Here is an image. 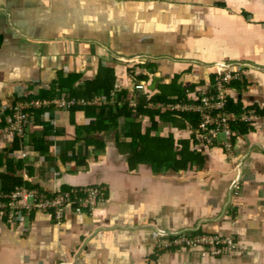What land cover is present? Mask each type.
I'll return each mask as SVG.
<instances>
[{"label":"crops","instance_id":"0c3cea01","mask_svg":"<svg viewBox=\"0 0 264 264\" xmlns=\"http://www.w3.org/2000/svg\"><path fill=\"white\" fill-rule=\"evenodd\" d=\"M100 66L116 72L110 106L117 91L141 84L137 98H149L174 79L187 88L186 102L195 101L211 75L240 73L228 100L254 119L231 123L229 155L206 146L189 124L156 116L154 126L141 116V135L189 140L205 159L201 168L177 171L132 161L131 125L120 117L116 127L90 135L102 148L75 145L86 155L82 166L62 161L72 154L70 111L48 108L7 156L15 174L47 192L101 185L104 198L95 214L67 209L60 222L44 212L20 227L0 222V264H264V0H0L2 125L14 103L49 90L60 74L78 75L79 89ZM73 119L83 126L91 117L77 110ZM239 122L252 129L239 133ZM46 124L53 129L43 137L49 159L31 143ZM12 140L0 137V156ZM179 232L231 235L238 252L201 258L194 249L156 248L161 237Z\"/></svg>","mask_w":264,"mask_h":264},{"label":"built area","instance_id":"2783aa9c","mask_svg":"<svg viewBox=\"0 0 264 264\" xmlns=\"http://www.w3.org/2000/svg\"><path fill=\"white\" fill-rule=\"evenodd\" d=\"M240 73L223 70L213 83L202 89L195 101L184 103L151 102L146 107L161 112H192L198 115L197 132L208 147L221 146L225 152L232 155L235 133L231 123L234 121H249L254 119L242 114L239 118L226 111L229 97V87L233 81L240 80ZM136 84L133 91L143 89ZM114 94H112L113 96ZM106 99L85 101L61 93L56 99H20L12 109V114L6 117L5 124L0 122V137L23 139L34 123L32 109L55 107L68 110L73 105L101 104ZM136 106L135 100L130 104ZM221 137L222 140H221ZM26 155L25 153L23 154ZM105 189L101 185L74 187L69 190L47 192L41 189L15 187L10 192H4L0 186V222L13 226H22L29 215L36 212L51 214L60 222L67 209L77 214H95L99 203L103 200ZM158 250L183 249L196 250L201 258L232 256L238 252L235 238L231 235L207 234L197 232H179L169 237H161L156 243Z\"/></svg>","mask_w":264,"mask_h":264},{"label":"trees","instance_id":"16d2710c","mask_svg":"<svg viewBox=\"0 0 264 264\" xmlns=\"http://www.w3.org/2000/svg\"><path fill=\"white\" fill-rule=\"evenodd\" d=\"M138 67L145 66L144 62L137 63ZM154 65H147L146 68L151 71L154 69ZM78 75H69L65 77L60 74L55 86L49 90H41L37 95L27 96L25 99H55L61 95V93H67L71 97L76 99H82L85 101H93L96 98L102 100L103 98H110V94L114 91L116 72L112 68L100 66L95 78L85 81L84 85L79 89L75 86V82L78 80ZM138 79H145L144 77L137 76ZM211 83H213L215 77L210 76ZM187 88L184 85L178 83L177 79H174L168 84H161L158 86V91L153 96L147 98L146 96H140L137 98L136 92L128 89H122L117 91L116 103L110 105L84 104L73 105L68 110L71 115V123L75 127V135L72 141H68L67 145L72 154L70 157H62L63 163L69 161H75L77 165H85V156L82 157V151L79 150L75 153V145L81 140H84L85 148L89 146H95L96 148H102L101 143L90 137L91 134L97 131L109 130L112 127H116L118 119L124 117L131 125L129 136L132 139V155L134 162L149 160L156 168H170L173 170H190L193 167L201 168L204 163V157L197 151L191 149L189 140L175 141L173 136L167 138L150 137L149 131L141 135L139 129L140 125L137 122L141 116L147 115L155 126V117H160L166 121L173 123H182L183 127L188 124L192 129H197L199 117L192 112H161L160 110H153L146 107V104L151 102H169V103H184L187 101ZM136 98V106L132 107L130 102ZM120 102V104H119ZM15 104V103H14ZM107 104V103H106ZM49 107H41L39 109H32L34 117V123L39 122V117ZM77 110H83L85 114L91 117L90 122L87 125H76L73 119V113ZM226 111L234 115L240 116L244 113L243 108L234 103L231 99L228 100ZM166 113V114H163ZM246 129H244V128ZM155 128V127H154ZM235 130L239 133L250 131L252 127L248 128L246 122H239L234 126ZM136 131V133H135ZM53 129L49 124L45 125L44 131L41 135H36L31 141L34 150L46 158L49 156V146L43 140V137L47 134H51ZM23 139L14 137L12 147L8 151V154L0 156V168L6 167V172L1 173V189L4 192H10L15 187L27 186L35 188L26 183L21 177L17 176L15 169H13V162L7 157L9 154L14 153L20 149V141ZM101 146V147H100ZM6 160L4 161V157ZM143 158V159H142ZM41 189V188H39ZM69 190L67 188L61 191Z\"/></svg>","mask_w":264,"mask_h":264},{"label":"rangeland","instance_id":"374dc122","mask_svg":"<svg viewBox=\"0 0 264 264\" xmlns=\"http://www.w3.org/2000/svg\"><path fill=\"white\" fill-rule=\"evenodd\" d=\"M141 91H143V89H141ZM37 95V94H36ZM32 99H34V98H32ZM56 99V98H55ZM97 106H100V105H108V104H106V102L105 103H101V104H96ZM13 109V108H12ZM1 115V114H0Z\"/></svg>","mask_w":264,"mask_h":264}]
</instances>
